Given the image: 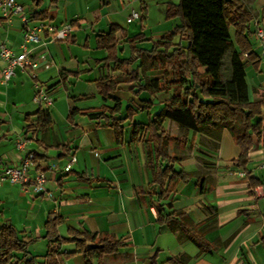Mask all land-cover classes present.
<instances>
[{
    "label": "crops",
    "instance_id": "1",
    "mask_svg": "<svg viewBox=\"0 0 264 264\" xmlns=\"http://www.w3.org/2000/svg\"><path fill=\"white\" fill-rule=\"evenodd\" d=\"M178 3L179 0H30V5L25 6L32 25L44 22L56 28L71 27L61 42L53 43L41 34L34 48L35 55L44 56L38 67L24 73L16 71L9 82L0 83V169L16 166L24 153H33L35 160L29 175L41 172L46 179L45 192L41 194L34 193L30 186L23 189L5 183L0 187V225L10 224L21 237L31 240L30 254L40 258L54 247L44 239V224L51 214L61 219L57 228L60 237H66L72 229L108 234L120 241L123 246L105 256L102 264H264V194L255 196L250 186L258 182L264 187V145L258 146L256 139L252 140L253 148L244 167L248 175L240 177L244 169L234 165L240 149L227 130L222 131L212 157L206 155L208 150L198 141L197 133H192L189 141L191 132L185 131L182 136L187 141L175 144V138L180 136L171 137L166 127L171 134L180 130L175 123L164 121L162 126L169 135L165 152L179 159L176 171L190 174L186 182L176 183L164 203L172 204L167 212H182L194 225L205 227L201 250L190 239L180 238L178 232L157 222L153 206L157 204L154 192L159 190L151 186L147 150L143 141L130 138L132 126L146 125L148 116L159 112L169 100L171 89L153 96L147 92L136 95L137 83H118L112 93L119 103L115 116L125 118L128 108L133 112L131 119L121 124L120 143L111 126L88 119L90 114L115 107L113 101L103 98L97 82L123 74L112 71V62H103L106 44L101 38L111 27L119 29L113 35L119 59L131 56L129 41L137 35L149 41L136 43L135 48L149 50L150 40H159L179 25L176 16L167 17L165 13L167 7ZM148 4L163 8V20L171 24V30L148 35ZM135 5L139 12L134 10ZM248 8L253 16L250 53L257 63L244 66L245 83L249 101L264 102V55L254 35L256 27L264 30V0H250ZM131 11L140 17L127 22ZM135 22L138 28L130 29ZM229 36L231 49L238 51L232 28ZM0 42L17 51L22 43L21 25L0 19ZM239 56L244 63L246 58ZM139 65L137 59L127 71ZM3 66L0 60V68ZM143 70L142 84L169 81L160 70L147 69L146 64ZM39 89L52 98L51 106L33 102ZM39 109L48 111L51 126L35 136L26 134L25 117L34 120L32 116ZM261 116L264 119V105ZM18 142L25 143L22 151L16 148ZM71 156L76 162L65 173L63 168ZM208 162L211 169H207ZM33 245L36 254L30 249ZM73 250V245L60 248L61 253ZM64 264L84 262L76 255Z\"/></svg>",
    "mask_w": 264,
    "mask_h": 264
},
{
    "label": "trees",
    "instance_id": "2",
    "mask_svg": "<svg viewBox=\"0 0 264 264\" xmlns=\"http://www.w3.org/2000/svg\"><path fill=\"white\" fill-rule=\"evenodd\" d=\"M250 1V0H249ZM167 17L176 16L179 25L171 33L165 34L157 41H151L149 50H138L136 43L148 42L144 36L137 35L129 41L131 56L119 59L116 56L117 41L113 36L117 27H111L101 40L106 44V59L104 63H113L112 71L123 73L120 77L110 80H100L97 87L104 99L115 103L113 109L90 114L88 119L97 123L104 122L114 130L117 142L122 141L121 124L131 119V109L128 115L120 119L115 116L119 107L113 98L116 86L121 81L137 83L136 95L147 92H167L171 89L169 100L159 112L148 116L144 126L133 125L131 141L144 142L147 150V165L151 172V186L157 204V222L166 226L172 232H178L179 237L193 241L202 250V233L205 227L194 225L182 212H167L172 208L170 201L165 202L173 187L178 182H186L190 174L176 171L174 166L179 162L177 157H169L165 146L169 135L163 128L165 120L175 123L180 131L197 133L205 137L218 148L221 133L227 130L234 143L240 149V155L234 165L244 169L248 152L253 148L252 140L256 139L258 146L264 145V119L261 116L263 101L250 102L248 89L244 80L243 67L247 64L256 65V57L251 51L249 36L253 16L243 0H179L176 7H167ZM229 28L233 29V39L238 51L230 52ZM176 39V42H175ZM231 53V76L228 81L220 78L222 58ZM247 55L241 64L237 55ZM137 59L140 65L128 72ZM255 62V63H254ZM160 70L163 77L169 81L155 80L142 84L141 76L144 69ZM201 68L204 71H201ZM146 69V68H145ZM73 112L70 113L72 115ZM32 117L26 116L25 132L35 136L51 126L49 113L39 109ZM175 144L187 141L186 136L175 138ZM5 166L4 168H6ZM245 176V169L242 171ZM261 185L252 183L251 189ZM61 219L49 215L45 224V236L54 247L47 250L42 257L29 252L31 240L21 237L10 224L0 225V264H64L76 255L83 258L84 264H102L105 256L115 254L123 245L115 237L108 234H91L69 229L66 237H60L57 228ZM73 245L74 250L61 253L60 248ZM176 264V263H175Z\"/></svg>",
    "mask_w": 264,
    "mask_h": 264
},
{
    "label": "built area",
    "instance_id": "3",
    "mask_svg": "<svg viewBox=\"0 0 264 264\" xmlns=\"http://www.w3.org/2000/svg\"><path fill=\"white\" fill-rule=\"evenodd\" d=\"M139 14L131 11L127 22L139 19ZM0 19L14 20L21 25L22 43L19 45L18 50H13L6 47L0 42V60L4 62V66L0 68V83L4 84L9 82L14 76L15 72L24 73L27 70H35L38 67L39 61L43 60V55H35L34 48L40 42V35L45 34L51 42L64 41L71 27L64 25L56 28L44 22L31 24L25 12L23 5L16 0H0ZM255 38L261 48L262 55H264V30L257 27L255 30ZM244 58L247 57L245 54ZM34 77V76H33ZM33 102L36 104L44 103L45 106H51L53 103L52 98L42 89H39L33 96ZM25 143L18 142L16 148L19 151L24 149ZM35 160L33 153H24L20 163L16 166L6 167L0 169V187L3 184L10 186H20L26 188L32 187V191L37 194L45 192L46 179L41 172L36 173L33 177L29 175V169ZM76 162V158L71 156L63 171L70 172L72 165ZM261 168L264 170V156L261 160ZM49 167V170H52ZM240 177H245L244 172L238 174ZM252 192L255 196L264 194V187L262 185L256 186Z\"/></svg>",
    "mask_w": 264,
    "mask_h": 264
},
{
    "label": "rangeland",
    "instance_id": "4",
    "mask_svg": "<svg viewBox=\"0 0 264 264\" xmlns=\"http://www.w3.org/2000/svg\"><path fill=\"white\" fill-rule=\"evenodd\" d=\"M21 1L23 7L25 8L28 7V5H30V0H19ZM44 3H48L49 0H43ZM245 2V4L248 6L250 1L249 0H243ZM134 10L139 12V7L138 5H135L134 7ZM148 17H149V20L146 24V30H147V33L149 35V33H155L153 35H157V31L161 32L162 34L165 33L166 31H169L171 30V24H166L163 20V11L161 9V7L159 6H156L154 4H148ZM139 14V13H138ZM138 28V23L135 22L133 24L130 25V29H137ZM257 28V27H256ZM160 33V34H161ZM159 35V34H158ZM254 35H255V32H254ZM230 41V39H229ZM230 52H233L232 49H230ZM227 53L223 58H222V61H221V64H222V69L220 71V78L221 80L223 81H228L230 79V76H231V67L230 65H232V57H231V53ZM237 58H238V61L241 62V64H243L241 58L239 55H237ZM244 69V67H243ZM201 71L203 72L204 69L201 68ZM228 74L227 77H225V74ZM244 80H245V73H244ZM157 110V109H156ZM170 123H166V125H168ZM167 129V132L169 133V135L171 137H174V136H182L184 133H186L185 131H178L176 134H171L170 132V128L169 127H166ZM190 137H189V141H191V137H192V133H190ZM198 141L208 150L206 155L208 156H212L214 157V154H215V151L217 150V148L212 145V143L210 141H208L205 137L201 136V135H198ZM177 169H179V167L177 166ZM207 169H211V163L208 162V168ZM30 249H32L34 251V253L36 254L35 251H37L35 245L33 246H30Z\"/></svg>",
    "mask_w": 264,
    "mask_h": 264
}]
</instances>
